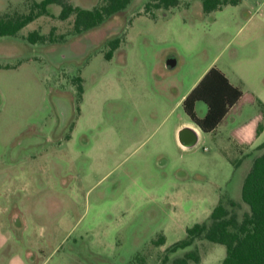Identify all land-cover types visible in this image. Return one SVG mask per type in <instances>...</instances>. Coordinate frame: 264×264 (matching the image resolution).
<instances>
[{
    "label": "rangeland",
    "instance_id": "rangeland-1",
    "mask_svg": "<svg viewBox=\"0 0 264 264\" xmlns=\"http://www.w3.org/2000/svg\"><path fill=\"white\" fill-rule=\"evenodd\" d=\"M34 1L42 0H0V18L24 17ZM150 1L133 0L78 37L73 18L60 20L54 5L56 17L0 38V211L8 194L6 209L31 236L21 251L33 252L31 264H172L168 248L221 199L240 204V221L249 212L242 186L254 158L243 156L246 146L242 154L232 149L228 125L187 153L163 151L159 139L183 118L182 95L212 61L234 82L248 79L264 102V70L252 64L261 40L243 45L256 19L237 34L242 10L253 7L256 18L264 0L211 14L200 0H180L177 8L153 10L154 17L145 14ZM32 32L58 42L31 44L25 38ZM116 37L122 43L107 60L106 42ZM171 57L174 70L167 68ZM256 74H263L258 83ZM258 113L252 105L235 121L247 125ZM8 220L1 219L7 232ZM160 236L168 239L165 248L153 244ZM189 250L198 251L199 264H222L226 256V247L202 238L176 255ZM11 252L8 246L0 260Z\"/></svg>",
    "mask_w": 264,
    "mask_h": 264
},
{
    "label": "trees",
    "instance_id": "trees-1",
    "mask_svg": "<svg viewBox=\"0 0 264 264\" xmlns=\"http://www.w3.org/2000/svg\"><path fill=\"white\" fill-rule=\"evenodd\" d=\"M133 0H101V4L93 9L76 7L71 0H42L34 1L31 11L24 17L17 19L0 18V38L14 37L39 17H56L50 7H61L58 18L62 21L73 18L72 35H84L103 25L106 21L126 10ZM204 14H211L222 10L226 6H236L241 0H200ZM181 5L180 0H151L145 5V14L154 17L153 10H169ZM52 35V34H51ZM31 44L57 43L51 36L46 38L37 32L30 33L26 38ZM122 43L119 37L106 42L111 48L107 53V60H111L114 51ZM78 95L82 100L84 93L81 78H78ZM240 89L232 86L226 76L216 67L211 68L200 83L185 98L183 108L190 119L202 131L210 133L223 121L225 116L242 98ZM197 102L206 104L208 110L204 118L199 119L195 113ZM264 113V105L257 101ZM261 127L259 131H261ZM264 148V145L261 149ZM238 166V165H237ZM242 200L248 206L249 212L240 221L237 209L240 204L230 199L228 204L221 199L209 218L203 223L195 224L186 231V238L168 248L175 258L172 264H199L201 256L197 250H189L183 256H177L178 251L192 247L199 238L226 247V256L222 264H264V153L256 157L242 186ZM154 245H164L165 237L153 242Z\"/></svg>",
    "mask_w": 264,
    "mask_h": 264
},
{
    "label": "crops",
    "instance_id": "crops-1",
    "mask_svg": "<svg viewBox=\"0 0 264 264\" xmlns=\"http://www.w3.org/2000/svg\"><path fill=\"white\" fill-rule=\"evenodd\" d=\"M257 3H261V0H256ZM244 1L241 0V2L236 6H226L222 10L219 11H225L229 7H235L238 8L239 6H243ZM253 10H255L253 7L251 10L247 11L246 8H244L241 12V16L243 20L241 23L243 24L242 27L239 29L237 34H240L244 28V26L248 25L252 19H256L254 23L250 24L249 26H252V29L244 36L243 38V45L245 46V42L252 41V40H261L258 51L256 54V58L252 61V64H258L260 67L264 70V8L261 11V13L257 14V17L253 15ZM218 12V11H216ZM260 17V18H258ZM174 58V57H171ZM170 59V58H169ZM175 59V58H174ZM168 61V59H167ZM167 63V62H166ZM178 66V62H177ZM216 67L215 61L210 62L208 65H206L197 75L195 80L191 83L190 87L187 89V91L182 95L179 104L182 105L183 108V102L185 98L192 92V90L200 83V81L203 79V77L207 74V72L213 68ZM168 68V67H167ZM176 69V68H175ZM219 69L229 80V82L232 84V86L240 89L242 92V98L240 101L232 108L230 109L229 113L225 116L223 121L220 123V125L216 128L215 131L206 133L202 131V129L194 123L190 117L185 113L184 108V116L179 120V122H173L170 123L167 127V129L162 134L161 138L159 139V143L162 145L159 147V149H164L163 151H174L175 149H179L181 153H187L190 152L191 149L195 148L198 144H200L206 137L209 135H215L219 129L223 125H228L230 127V134L231 137L229 138L232 149H236L241 154L243 150L241 149V146H246V152H243V156H252V158H256L264 153V148L261 149V147L264 145V113L262 112L261 106L258 104V100L261 101V97L258 96L259 93L254 88V85L249 86L248 79L244 77H240V79H236L235 82L229 77V75L222 69ZM263 74H256L255 79L258 83L259 79H263ZM257 85V84H256ZM255 85V86H256ZM261 98V99H260ZM264 105V102L261 101ZM200 103L203 102H197L195 105V113L196 116L199 119H202L207 114V106L206 109H203L202 106H200ZM205 104V103H204ZM257 105L260 109V113H258L247 125H238L235 121V115L239 114V116L242 115V112H244L247 108H249L252 105ZM206 105V104H205ZM200 112V113H199ZM234 117L231 122H229L230 118ZM184 127H190L192 128L198 136V143L196 146L192 148L184 147L180 144L178 134L180 130ZM262 128L261 131H259V128ZM194 134H190L191 140L194 139ZM5 190L9 191L12 188V184L5 185ZM7 195L4 196L8 201V207L11 206L12 201L9 198H7ZM5 200V199H3ZM5 208L0 211V253L8 248V246L11 247L12 252L9 258L1 259L0 264H31L34 260V254L31 250L25 249L24 252L21 253L22 245H24L22 240L30 239L31 236L29 233H27V230H25V223L16 218L17 215L11 216L13 213ZM11 212V213H10ZM6 216L8 217V225H9V231L7 232L4 227V223L1 221V219ZM14 219V221L12 220ZM24 229V230H23ZM22 230V231H20ZM24 231V232H23ZM165 237V236H164ZM162 247L168 246V239L165 237V244L159 245ZM21 249V250H20Z\"/></svg>",
    "mask_w": 264,
    "mask_h": 264
},
{
    "label": "water",
    "instance_id": "water-1",
    "mask_svg": "<svg viewBox=\"0 0 264 264\" xmlns=\"http://www.w3.org/2000/svg\"><path fill=\"white\" fill-rule=\"evenodd\" d=\"M167 67L169 70H174L177 67V60L174 58L168 59ZM190 134H194L193 140H191ZM178 137H179L180 144L187 148H192L196 146L198 143L197 133L190 127L182 128L178 134Z\"/></svg>",
    "mask_w": 264,
    "mask_h": 264
}]
</instances>
